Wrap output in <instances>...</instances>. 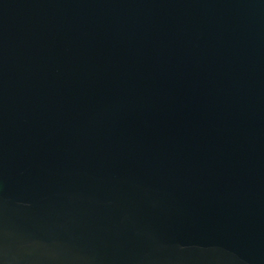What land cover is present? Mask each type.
I'll return each instance as SVG.
<instances>
[{"label":"water","instance_id":"water-1","mask_svg":"<svg viewBox=\"0 0 264 264\" xmlns=\"http://www.w3.org/2000/svg\"><path fill=\"white\" fill-rule=\"evenodd\" d=\"M0 264H264V0H0Z\"/></svg>","mask_w":264,"mask_h":264}]
</instances>
